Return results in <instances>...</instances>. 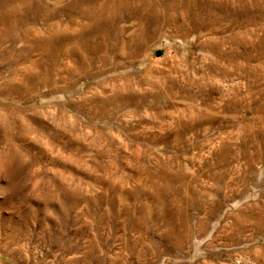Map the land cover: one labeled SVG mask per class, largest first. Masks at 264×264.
I'll use <instances>...</instances> for the list:
<instances>
[{"label":"rangeland","instance_id":"rangeland-1","mask_svg":"<svg viewBox=\"0 0 264 264\" xmlns=\"http://www.w3.org/2000/svg\"><path fill=\"white\" fill-rule=\"evenodd\" d=\"M0 264H264V0H0Z\"/></svg>","mask_w":264,"mask_h":264}]
</instances>
